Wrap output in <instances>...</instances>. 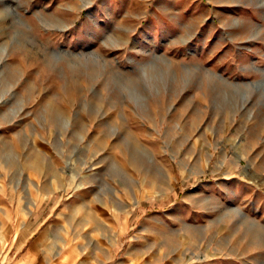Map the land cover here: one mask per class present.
<instances>
[{"label":"rangeland","instance_id":"rangeland-1","mask_svg":"<svg viewBox=\"0 0 264 264\" xmlns=\"http://www.w3.org/2000/svg\"><path fill=\"white\" fill-rule=\"evenodd\" d=\"M0 264H264V0H0Z\"/></svg>","mask_w":264,"mask_h":264}]
</instances>
